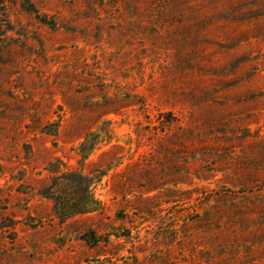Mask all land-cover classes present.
<instances>
[{
  "label": "rangeland",
  "instance_id": "rangeland-1",
  "mask_svg": "<svg viewBox=\"0 0 264 264\" xmlns=\"http://www.w3.org/2000/svg\"><path fill=\"white\" fill-rule=\"evenodd\" d=\"M0 0V264H264V0Z\"/></svg>",
  "mask_w": 264,
  "mask_h": 264
},
{
  "label": "trees",
  "instance_id": "trees-1",
  "mask_svg": "<svg viewBox=\"0 0 264 264\" xmlns=\"http://www.w3.org/2000/svg\"><path fill=\"white\" fill-rule=\"evenodd\" d=\"M19 3H21V7L28 11V12H33L34 11V8L33 6L31 5L30 1L29 0H19Z\"/></svg>",
  "mask_w": 264,
  "mask_h": 264
}]
</instances>
